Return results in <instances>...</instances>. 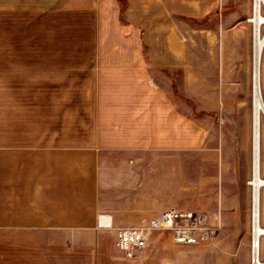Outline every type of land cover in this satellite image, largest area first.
Instances as JSON below:
<instances>
[{"label": "crops", "instance_id": "1", "mask_svg": "<svg viewBox=\"0 0 264 264\" xmlns=\"http://www.w3.org/2000/svg\"><path fill=\"white\" fill-rule=\"evenodd\" d=\"M87 1L0 0V264H117L99 214L156 215L176 204L183 162L195 184L198 151L213 168V135L182 98L212 99L214 58H183V0ZM209 2L188 7L197 16ZM134 161L140 189L125 190ZM221 221L212 252L246 243L248 200Z\"/></svg>", "mask_w": 264, "mask_h": 264}, {"label": "rangeland", "instance_id": "2", "mask_svg": "<svg viewBox=\"0 0 264 264\" xmlns=\"http://www.w3.org/2000/svg\"><path fill=\"white\" fill-rule=\"evenodd\" d=\"M40 2V1H39ZM190 0H183L181 14L180 36L183 44V58L189 56L205 57L212 54L214 58V91L212 99L182 98V109L188 114L197 112L199 123L208 126L213 135L210 139L214 145L208 154L213 156V168L208 169L206 176L205 160L200 159L198 151V177L195 184L192 167L187 162L182 164L181 191L176 188L175 208L180 210H201L206 212L211 221L221 226L218 236L210 242L197 244H177L173 241L168 230H162V245L155 257L150 256L151 246L137 257H129L117 246L116 228L119 226L138 225L145 222L151 215L130 212V216L120 215L123 220L117 221L114 228V258L117 264H247L248 239L245 243L239 240L237 246L223 253L214 248L221 230L224 228L221 218L227 213L232 203H240L243 198L248 200V227L249 210L251 204V188L247 183L251 167V140H250V112H251V69H252V24L249 17L252 12V0H210L208 12L191 13L188 7ZM62 4L87 5V0H63ZM264 13V7H262ZM264 60V58H263ZM223 67V69H222ZM224 70V71H223ZM262 88L264 92V64L262 65ZM206 99L208 103H206ZM208 106V108L206 107ZM195 108H197L195 111ZM261 134V175L264 176V119H262ZM133 173H126L125 190L138 189L140 185V161H134ZM137 165L139 167H137ZM192 169V170H191ZM113 175V173L111 174ZM108 184L113 183L109 180ZM109 186V185H108ZM113 188H116L112 186ZM169 186L166 185L165 188ZM119 188V187H118ZM140 189V187H139ZM261 194V220L264 223V188ZM115 195V194H114ZM109 197L108 204L112 199ZM110 198V199H109ZM119 211L120 210H114ZM105 214V213H103ZM128 215V214H126ZM216 216L215 221L211 217ZM126 218V219H125ZM234 227L238 226L237 222ZM157 232V231H156ZM154 235V234H153ZM153 238V236H152ZM151 238V239H152ZM166 239L168 242H165ZM151 241V240H150ZM171 245H174L172 247ZM198 246L197 251L190 250V246ZM247 246V248H246ZM264 250V246L262 247ZM107 264H111L109 259Z\"/></svg>", "mask_w": 264, "mask_h": 264}, {"label": "built area", "instance_id": "3", "mask_svg": "<svg viewBox=\"0 0 264 264\" xmlns=\"http://www.w3.org/2000/svg\"><path fill=\"white\" fill-rule=\"evenodd\" d=\"M257 216L258 220L255 222L254 210L250 204L248 264H264L262 253L264 232L255 228L256 225L258 227L259 224L264 225V223H262L260 212ZM98 224L104 228L115 227L111 222L110 215L103 213L98 216ZM220 229L221 226L212 222L204 211L180 210L172 206L149 217L141 224L117 227L116 243L120 251L127 256L137 257L146 250L156 231H170L173 241L177 244H197L212 241L218 236Z\"/></svg>", "mask_w": 264, "mask_h": 264}, {"label": "bare ground", "instance_id": "4", "mask_svg": "<svg viewBox=\"0 0 264 264\" xmlns=\"http://www.w3.org/2000/svg\"><path fill=\"white\" fill-rule=\"evenodd\" d=\"M264 0H252V12L249 21L252 24V69H251V112H250V140L251 167L247 183L251 188V205L254 210V220L261 214V194L264 188V176L261 175V134L262 119H264V95L261 86V59L264 49ZM109 219V217H108ZM106 220V219H105ZM103 220V221H105ZM256 229L264 232V225Z\"/></svg>", "mask_w": 264, "mask_h": 264}]
</instances>
